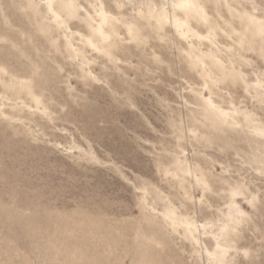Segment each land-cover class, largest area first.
Wrapping results in <instances>:
<instances>
[{
  "label": "rangeland",
  "instance_id": "rangeland-1",
  "mask_svg": "<svg viewBox=\"0 0 264 264\" xmlns=\"http://www.w3.org/2000/svg\"><path fill=\"white\" fill-rule=\"evenodd\" d=\"M0 264H264V0H0Z\"/></svg>",
  "mask_w": 264,
  "mask_h": 264
}]
</instances>
